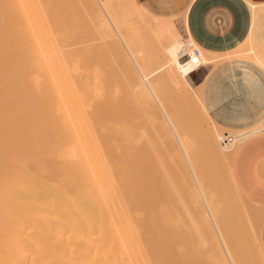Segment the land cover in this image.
Segmentation results:
<instances>
[{"label": "bare ground", "instance_id": "6f19581e", "mask_svg": "<svg viewBox=\"0 0 264 264\" xmlns=\"http://www.w3.org/2000/svg\"><path fill=\"white\" fill-rule=\"evenodd\" d=\"M114 1L0 0V264H264V207L230 166L253 130L218 126L187 86L219 59L183 20Z\"/></svg>", "mask_w": 264, "mask_h": 264}, {"label": "crops", "instance_id": "0c3cea01", "mask_svg": "<svg viewBox=\"0 0 264 264\" xmlns=\"http://www.w3.org/2000/svg\"><path fill=\"white\" fill-rule=\"evenodd\" d=\"M136 1L151 16L176 28L175 19L182 18L194 40L213 54H230L250 36L257 56L264 63V0H249L257 4L254 17L248 0ZM261 77L264 68L232 56L210 66L205 81L197 82L196 86H201L203 106L218 126L235 132L253 130L232 156L231 177L244 198L264 207V129H255L264 125ZM261 240L264 250V223Z\"/></svg>", "mask_w": 264, "mask_h": 264}, {"label": "rangeland", "instance_id": "374dc122", "mask_svg": "<svg viewBox=\"0 0 264 264\" xmlns=\"http://www.w3.org/2000/svg\"><path fill=\"white\" fill-rule=\"evenodd\" d=\"M113 1H114V0H113ZM115 1H116V0H115ZM115 1H114V2H115ZM120 1H121V0H120ZM127 1H128V0H127ZM116 2H118V0H117ZM116 2H115V3H116ZM122 2H123V4H122ZM136 2H137V1H136ZM119 3H120V2H119ZM125 3H126V1H125ZM129 3H130V5H131V0H129ZM129 3H128V4H129ZM120 4H122V5H120V6H124V8H125V7H131V6H129L128 4H124V0L121 1ZM125 5H126V6H125ZM139 6H140V5H139ZM140 7H141V6H140ZM132 8L134 9L133 6H132L131 8H129V9L131 10ZM141 8H142V7H141ZM119 9L122 10L123 7H122V8L120 7ZM127 9H128V8H127ZM133 9H132V10H133ZM142 9H143V8H142ZM249 9H250V8H249ZM125 10H126V8H125ZM130 10L127 11V12L130 13ZM132 10H131L132 13L136 12L135 9H134L133 11H132ZM143 11H144L145 13H147L144 9H143ZM250 11H251V10H250ZM120 12H121V11H120ZM120 12H119V13H120ZM123 12H124V11H123ZM127 12H126L124 15H125L126 17H127V15H128L127 18H129V15L131 16V13H130V14H127ZM147 14L150 15L149 13H147ZM120 15H122V13H121ZM135 15H136V13L132 14L131 17L133 18ZM150 17H153V16L150 15ZM136 18H138L137 21H138L140 24L144 23V20L141 18L140 15L136 16ZM153 18H154V17H153ZM124 19L126 20V18H124ZM134 19H135V17H134ZM130 20H133V19H130ZM154 20L159 21V19H157V18H154ZM160 20H161V19H160ZM179 20H183V19H182V18H177V19H175V21H179ZM123 21H124V20H123ZM128 21H129V20H128ZM133 21H136V19L133 20ZM137 21H136V22H137ZM183 21H184V20H183ZM130 22H131V21H130ZM138 22H137V23H138ZM139 23H138V24H139ZM125 24H126V23H125ZM131 24H132V22H131ZM134 24H136V23L134 22ZM129 25H130V24H129ZM130 26H131V25H130ZM137 26H138V25L136 24L135 27L137 28ZM141 27H143V29H144V24H143L142 26L140 25V28H139V27H138V28L142 30ZM125 28H126V27H125ZM130 28H131V27H130ZM130 28H129V29H130ZM136 28L134 29V26H133V29H134V30H133V34H134V31L137 30ZM127 29H128V27H127ZM126 31H127V30H126ZM143 31H144V30H143ZM141 32H142V31H141ZM135 33H136V32H135ZM146 33H147V32H145V34H146ZM151 33H153V32H151ZM159 33H160V32H159ZM161 33H162V32H161ZM137 34H138V36H139V33H137ZM170 34H172L171 29H170L168 32H165V36H169ZM135 35H136V34H134V36H135ZM143 35H144V34H143ZM147 35H148V34H147ZM134 36H132V37H134ZM152 36H153V35H152ZM156 36H157V35H156ZM163 36H164V35H163ZM139 37H141V36H139ZM144 37H145V39L147 40L146 35H145ZM149 37H151V36H148V38H149ZM153 37H155V36H153ZM134 38H135V37H134ZM134 38H132V39H134ZM136 38H137V36H136ZM138 39H139V38H138ZM140 39H141V38H140ZM150 39H151V38H149L148 40H150ZM135 40L137 41V39H135ZM148 40H147V41H148ZM136 41H135V42H136ZM138 41H139V40H138ZM153 41H154V39H153ZM153 41H152V43H153ZM155 41L157 42L158 40L156 39ZM249 41H250V42H249ZM144 42H145V41H144ZM144 42H143V43H144ZM149 42H150V41H149ZM156 42H155V43H156ZM158 42H159V41H158ZM244 42H245V43H244ZM244 42L239 46L240 48H237L234 52L230 53V55H228V56H226V55H218V54H214V55L216 56V59H219V61H220V60H222V59H224V58H226V57H232V56H235V57H239V56H241V57H243V55H241V54H242V52H243L246 48H248V49L253 48L252 43H251V40H250V36H248V37L245 39ZM248 42H249V43H248ZM141 43H142V41H141ZM143 43H142V44H143ZM145 43H146V42H145ZM147 43H148V42H147ZM147 43H146V44H147ZM246 43H247V45H246ZM136 44H137V42H136ZM248 44H249V45H248ZM139 45H140V44H139ZM143 45H144V44H143ZM149 45H151V44L148 43L147 46H149ZM152 45H153V44H152ZM147 46H146V47H147ZM245 46H247V47L244 48ZM138 47L140 48V46H138ZM152 48H154V47H152ZM148 49H149V48H148ZM148 49H147V51H149ZM240 49H241L242 51H241ZM253 49H254V48H253ZM141 50H142V49H141ZM144 50H145V48H144ZM155 50H156V49H155ZM145 51H146V50H145ZM150 51H151V50H150ZM237 51H238V52H237ZM139 52H140V50H139ZM139 52H138V54H139ZM143 52H144V51H143ZM143 52H142V53H143ZM151 52H152V51H151ZM151 52H150V53H151ZM154 52H155V51H154ZM235 52L238 53L239 55L237 56V54H236ZM245 52H246V51H244V54H245ZM146 54L148 55L147 52H146ZM212 54H213V53H212ZM235 54H236V55H235ZM139 55H140V54H139ZM141 55H142V54H141ZM143 55H144V56H143ZM143 55H142L143 57L141 56L142 58L145 57V54H143ZM149 55L152 56V54H149ZM151 56H149V57L147 56V57L150 59ZM225 56H226V57H225ZM141 57H139V58H141ZM148 58H147V59H148ZM151 58H152V57H151ZM151 61H152V60H151ZM216 62H218V61H216ZM252 62H253V61H252ZM151 66H152V65H151ZM147 69H148V68H147ZM149 69H150V68H149ZM152 69H153V68H152ZM153 76H154V75H153ZM198 81H199V80H198L196 77H194L193 80H191L190 83L187 84V86L189 85V86H188L189 88L192 87V88H191V90H192L191 92L195 93L194 90L198 89L197 86H196V84H197ZM190 85H191V87H190ZM188 90H190V89H188ZM198 92H199V91H198ZM173 107H175V106H173ZM177 111H178V109H177ZM177 114H179V113H177ZM178 117H179V115H178ZM176 118H177V116H176ZM176 118H175V120H177ZM179 119H180V118H179ZM177 122H178V120H177ZM197 122L200 123V124L198 123L199 126L201 125V127L205 129V126L202 125L201 120H200V121H197ZM178 123H179V122H178ZM260 126H262V125H260ZM260 126L257 127V128H263V129H264V125H263L262 127H260ZM201 127H199L200 130H202ZM222 131H225V130H222ZM229 131H230V130H229ZM199 132H201L200 137H197L196 139H199V138H200V139L202 140V138H203V136H202V131H199ZM224 133H225V134L221 133L220 142H221V144H223L224 142H226V143H225V146H226V145L229 146V145H230V144H229L230 142H229L228 139H227V137H228L227 134H228V133H227V131H225ZM186 136H188V135H185V136H184V137L186 138V140H188L187 138H188L189 136H188V137H186ZM201 137H202V138H201ZM189 139L192 140V141L194 142V143L192 142V144H193L195 147H197V145H200V142H202V141H200V140H198L199 142H197V141L193 140V138H190V137H189ZM188 141H189V140H188ZM228 142H229V143H228ZM195 143H196V144L198 143V144L196 145ZM189 144H191V143H189ZM193 145H192V146H193ZM194 146H193V147H194ZM138 148H139V147H138ZM138 148H137V151H138ZM152 151H153V150H152ZM152 151H150V152H152ZM167 151H169V149H168ZM147 152L149 153V151H147ZM137 153H138V152H137ZM168 153H170V151H169ZM138 155H139V153H138ZM138 155H137V156H138ZM148 155H149V156L152 155V159H153V156H154V155H153V152L150 153V154H148ZM170 155H171V154H170ZM140 156H141V153H140ZM140 156H139V157H140ZM165 156H167V155H165ZM140 158H141V157H140ZM135 159H136V158H135ZM138 159H139V158H138ZM138 159H137V160H138ZM148 159H150V157H148ZM167 160H168V159H167ZM183 160H184V159H183ZM150 161H151V159H150ZM152 161H153V160H152ZM169 161L171 162L170 159H169L167 162H169ZM167 162H166V163H167ZM184 162H185V160H184ZM185 163H186V164H184V165H187V166H186L187 168H186V167H185V168L187 169V172H189L188 175H185V176H187V178H189V175H190V173L192 174V172H191V170L188 168L189 166H188L187 162H185ZM170 164H171V163H170ZM167 165H168V166H167ZM167 165H166V166H167V168H166V169H167V173H168V172H169V173H171V172L173 173V172H174V167H172L173 169H169V170H168V168H169L171 165H170V166H169V164H167ZM175 165H176V164H175ZM181 165H182V164H181ZM172 166H174V164H173ZM176 169H178V166H177V165H176ZM188 169H189L190 171H189ZM170 170H173V171L170 172ZM172 173L170 174V176H172ZM222 173H223V171H222ZM173 174H174V173H173ZM172 177H174V176H172ZM190 177L193 178L192 175H191ZM170 178H171V177H169V179H170ZM171 179H172V178H171ZM173 179H174V178H173ZM185 180H186V179H185ZM192 180H193V179H192ZM255 219H256V217H254L253 221H254ZM215 230H216V231H215ZM215 232L218 234V231H217L216 228H214V234H216ZM170 234H172L171 236L173 237V233L170 232ZM171 236H170V237H171ZM174 236H175V234H174ZM214 236H216V238L218 239V242L216 241V242L218 243V245H221L222 243L220 242L219 234H218V235H214ZM167 238H168V239H167V242L173 240V238H170V239H172V240H169V234L167 235ZM214 238H215V237H214ZM216 238H215V240H216ZM174 240H175V239H174ZM174 240H173V241H174ZM211 240H212V239H211ZM212 241H213V240H212ZM212 241H211V242H212ZM169 243H170V242H169ZM169 243H168V244H169ZM222 247H223V246L220 247V251H222L221 253H220L219 249L214 250V251H217V252L219 251L218 254H219V253H220V254H224L225 252L223 251L224 249H223ZM221 249H222V250H221ZM217 252H216V253H217ZM223 252H224V253H223ZM189 254L191 255V256L189 255L190 258H193V257H194V256L192 257V255H193L192 252L189 253ZM220 254H219V256H217L218 258H220ZM216 255H217V254H216ZM221 257H222V255H221ZM221 260H222V259H221ZM227 262H228V260H227ZM227 264H228V263H227ZM229 264H230V263H229Z\"/></svg>", "mask_w": 264, "mask_h": 264}, {"label": "built area", "instance_id": "2783aa9c", "mask_svg": "<svg viewBox=\"0 0 264 264\" xmlns=\"http://www.w3.org/2000/svg\"><path fill=\"white\" fill-rule=\"evenodd\" d=\"M199 53H200L199 48L198 47H193L192 54L195 55V57H193L192 61H193L194 64H200Z\"/></svg>", "mask_w": 264, "mask_h": 264}, {"label": "snow or ice", "instance_id": "6c2138e0", "mask_svg": "<svg viewBox=\"0 0 264 264\" xmlns=\"http://www.w3.org/2000/svg\"><path fill=\"white\" fill-rule=\"evenodd\" d=\"M261 97L262 101H264V77H261Z\"/></svg>", "mask_w": 264, "mask_h": 264}]
</instances>
